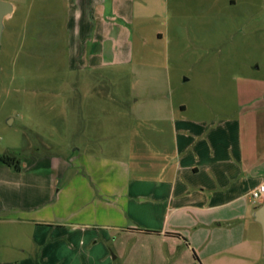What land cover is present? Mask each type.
<instances>
[{
  "label": "rangeland",
  "instance_id": "1",
  "mask_svg": "<svg viewBox=\"0 0 264 264\" xmlns=\"http://www.w3.org/2000/svg\"><path fill=\"white\" fill-rule=\"evenodd\" d=\"M3 1L15 10L0 43V264H169L136 233L140 204L120 175L156 172L157 151L173 154L188 128L195 163L214 139L254 143L264 166V0H113L106 18L100 0ZM78 32L106 37L95 68Z\"/></svg>",
  "mask_w": 264,
  "mask_h": 264
},
{
  "label": "crops",
  "instance_id": "2",
  "mask_svg": "<svg viewBox=\"0 0 264 264\" xmlns=\"http://www.w3.org/2000/svg\"><path fill=\"white\" fill-rule=\"evenodd\" d=\"M101 2L105 6L102 18H106L113 13L114 1ZM106 30L104 36L108 34ZM97 35L98 32L76 34L77 52L83 53L85 43L92 41L87 68H95L92 63L95 56L102 59L105 56L95 54L96 49L103 51L108 46L106 37ZM182 133L183 140L175 142L173 154L157 151L163 162L156 172H138L132 177L133 172L127 170L120 175L126 179V188L119 190L140 204L135 220L145 227L136 229V233L153 237L156 242L153 254H166L169 264L176 262L177 254L187 253L264 255L262 229L254 219V213L262 205L251 197V192L264 184V166L257 157L259 149L255 151L251 142L212 139L208 143L210 151L205 146L192 150L196 161L199 160L195 163L188 154L189 136H196L197 132L188 128ZM94 210V215L99 214L100 205ZM92 238L90 242L99 239L95 234Z\"/></svg>",
  "mask_w": 264,
  "mask_h": 264
},
{
  "label": "water",
  "instance_id": "3",
  "mask_svg": "<svg viewBox=\"0 0 264 264\" xmlns=\"http://www.w3.org/2000/svg\"><path fill=\"white\" fill-rule=\"evenodd\" d=\"M14 10L15 8L12 3L0 0V43L2 41V36L4 32L5 20L13 15ZM254 219L261 226V229H262L263 253H264V203L254 213Z\"/></svg>",
  "mask_w": 264,
  "mask_h": 264
},
{
  "label": "trees",
  "instance_id": "4",
  "mask_svg": "<svg viewBox=\"0 0 264 264\" xmlns=\"http://www.w3.org/2000/svg\"><path fill=\"white\" fill-rule=\"evenodd\" d=\"M3 163L18 171L21 170V160L17 154L6 153L1 157Z\"/></svg>",
  "mask_w": 264,
  "mask_h": 264
},
{
  "label": "built area",
  "instance_id": "5",
  "mask_svg": "<svg viewBox=\"0 0 264 264\" xmlns=\"http://www.w3.org/2000/svg\"><path fill=\"white\" fill-rule=\"evenodd\" d=\"M251 197L254 202H262L264 200V184L251 192Z\"/></svg>",
  "mask_w": 264,
  "mask_h": 264
}]
</instances>
